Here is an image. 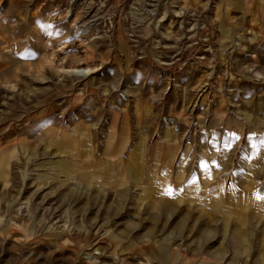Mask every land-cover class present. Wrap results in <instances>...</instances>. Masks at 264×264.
Wrapping results in <instances>:
<instances>
[{
	"label": "rangeland",
	"instance_id": "rangeland-1",
	"mask_svg": "<svg viewBox=\"0 0 264 264\" xmlns=\"http://www.w3.org/2000/svg\"><path fill=\"white\" fill-rule=\"evenodd\" d=\"M262 98L264 0H0V264H264Z\"/></svg>",
	"mask_w": 264,
	"mask_h": 264
},
{
	"label": "crops",
	"instance_id": "crops-1",
	"mask_svg": "<svg viewBox=\"0 0 264 264\" xmlns=\"http://www.w3.org/2000/svg\"><path fill=\"white\" fill-rule=\"evenodd\" d=\"M262 103L264 104V98H262ZM119 164H120V161L119 162H116V161L105 162L104 163L105 166H103L104 171L101 174H100V172H88V171L80 170V168L82 166L81 167L76 166V170L82 172V175L84 176L83 180L84 179L94 180L97 185H101L103 183H106L111 188L112 187H120V186H124L125 184H127V177H130L131 175L133 176L135 174V170L129 169L126 165L122 168V166H119ZM102 174H103V177L105 178V180H103V181H102V179H100ZM140 176H142V175H140ZM144 177L146 179L149 178L147 173L145 176H143V178ZM150 185L151 184H148V185L145 184L143 186L148 187ZM201 201L202 200H199L198 203H201ZM0 226L3 227L4 225H2L0 223Z\"/></svg>",
	"mask_w": 264,
	"mask_h": 264
}]
</instances>
